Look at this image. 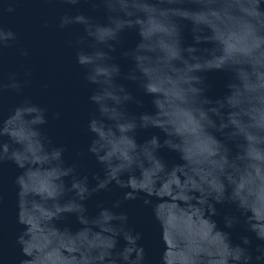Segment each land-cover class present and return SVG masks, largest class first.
<instances>
[{"label":"clouds","instance_id":"1","mask_svg":"<svg viewBox=\"0 0 264 264\" xmlns=\"http://www.w3.org/2000/svg\"><path fill=\"white\" fill-rule=\"evenodd\" d=\"M41 3L63 9L42 27L66 34L83 81L93 86L87 154L100 167L90 180L78 163L68 164L65 146L54 144L45 131L48 109L30 97L5 114V93L23 95L30 83L25 61L32 50L18 45L11 30L0 32V164L11 162L20 170L14 180L17 200L30 198L41 224L56 229L49 240L62 238L57 222L72 215L80 225L72 233L78 250L73 264H149L142 233L129 227L127 213L119 209L141 198L151 205L157 178L183 168L212 240H185L179 264H264V0ZM82 4L90 12L80 11ZM128 33L136 37L130 46ZM8 48L15 49L18 63L3 75ZM216 72L227 78L224 91L211 95L208 74ZM142 97L151 98L150 109ZM152 129L158 131L137 139ZM164 149L181 162L169 167L159 155ZM111 185L123 190L122 198L100 202L89 214L86 201ZM3 199L0 194V203ZM217 205L232 209L223 217L226 229L243 227L239 243L217 227ZM17 223L21 254L32 264H50L42 237L30 232L26 238L27 226Z\"/></svg>","mask_w":264,"mask_h":264},{"label":"water","instance_id":"2","mask_svg":"<svg viewBox=\"0 0 264 264\" xmlns=\"http://www.w3.org/2000/svg\"><path fill=\"white\" fill-rule=\"evenodd\" d=\"M79 9L90 12L83 4ZM59 11L63 9L42 6L41 0H0V32L6 35L11 30L16 35L18 45L32 50L31 56L25 61L26 67L32 70L30 83L25 87L23 95L5 93L3 108L6 114L8 109L20 103L25 96L46 107L50 114L45 126L47 135L54 144L65 146L66 162L78 163V170L82 174H88L91 180V174L100 171L95 158L87 154L91 137L86 124L94 107L89 103L88 96L93 86L83 81L82 70L75 62L74 51L66 45V34L57 32L54 28L42 27L44 19L52 21ZM124 39L126 45L130 46L136 37L135 34L128 33ZM2 60L3 75L15 70L18 63L15 49H5ZM208 77L213 84L210 94H221L226 75L216 72L209 73ZM130 87L135 90L134 85ZM142 98L145 100V107L150 109L151 98ZM131 107L136 110L135 106ZM57 111L61 113V118L52 119L51 114ZM156 131L158 130L142 131L137 139L142 141ZM78 153L85 155L78 156ZM159 155L169 167L181 162L176 152L167 149L161 150ZM19 171L11 162L0 164V194L4 197L0 203V255L4 257V264H32V258L22 255L16 245V235L22 227L17 221L27 226L26 238L30 232L42 237L41 243L48 248L46 255L50 264H73L78 258V250L72 233L80 227L75 216L66 215L58 221L63 236L58 241L49 240L50 233L56 229L49 224H41L40 218L34 214L35 205L30 198L22 197L17 200L14 180ZM190 180L191 175L183 168L171 174H162L154 184L151 205H144L141 198L125 201L119 209L127 213L129 227L142 233L140 243L146 249L149 264H179L185 240H212L198 198L189 190ZM91 183L94 184L95 181ZM122 196L123 190L115 185H111L108 191L94 194L86 201L89 214L96 213L98 203L111 205ZM217 210V215L213 217L217 227L229 231L232 242L239 243L240 236L245 234L243 227L237 225L230 230L224 227L223 217L232 209L227 205H217ZM120 245H123L122 240Z\"/></svg>","mask_w":264,"mask_h":264}]
</instances>
